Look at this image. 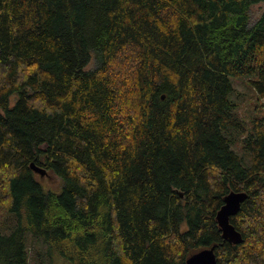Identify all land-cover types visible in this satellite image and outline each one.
<instances>
[{
    "label": "trees",
    "instance_id": "obj_1",
    "mask_svg": "<svg viewBox=\"0 0 264 264\" xmlns=\"http://www.w3.org/2000/svg\"><path fill=\"white\" fill-rule=\"evenodd\" d=\"M260 3L0 0V264H264Z\"/></svg>",
    "mask_w": 264,
    "mask_h": 264
},
{
    "label": "water",
    "instance_id": "obj_2",
    "mask_svg": "<svg viewBox=\"0 0 264 264\" xmlns=\"http://www.w3.org/2000/svg\"><path fill=\"white\" fill-rule=\"evenodd\" d=\"M35 173L41 177L47 175V171L39 168L34 163L31 165ZM247 194L242 192H231L224 198V205L220 208L217 213L216 220L220 227L224 240L229 241L231 244L237 245L242 242L241 234L236 228L230 223L231 217L238 214L241 205L246 200ZM187 264H217L214 247L205 249L194 255L187 260Z\"/></svg>",
    "mask_w": 264,
    "mask_h": 264
},
{
    "label": "rangeland",
    "instance_id": "obj_3",
    "mask_svg": "<svg viewBox=\"0 0 264 264\" xmlns=\"http://www.w3.org/2000/svg\"><path fill=\"white\" fill-rule=\"evenodd\" d=\"M264 11V3L255 5L252 8L251 16L255 19ZM94 64H90L88 69H93ZM251 78H232V84L235 89L233 98L236 100L237 109L241 118L245 121L249 120V117L252 115L253 110L258 105L257 96L255 94L254 88L250 82ZM38 180L42 184L43 188L59 192L62 189L61 180L48 172V175L41 177L38 175ZM29 244H33V241L30 240ZM29 248L31 246L29 245ZM34 255L30 253L31 264H34Z\"/></svg>",
    "mask_w": 264,
    "mask_h": 264
}]
</instances>
